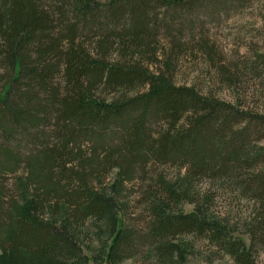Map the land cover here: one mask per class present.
<instances>
[{
  "label": "trees",
  "instance_id": "trees-1",
  "mask_svg": "<svg viewBox=\"0 0 264 264\" xmlns=\"http://www.w3.org/2000/svg\"><path fill=\"white\" fill-rule=\"evenodd\" d=\"M251 1L0 0V264H88L89 219L109 231L98 264H121L146 246L166 255L163 264H183L184 246L168 241L183 234L205 237L235 264H257L264 47L226 63L195 37L206 20ZM194 48L237 97L251 75L262 107L175 84L179 55ZM163 166L178 173L169 178ZM137 183L150 213L144 234L125 223L126 191ZM211 190L249 203L248 246L210 215ZM185 201L189 213L179 208Z\"/></svg>",
  "mask_w": 264,
  "mask_h": 264
},
{
  "label": "rangeland",
  "instance_id": "rangeland-1",
  "mask_svg": "<svg viewBox=\"0 0 264 264\" xmlns=\"http://www.w3.org/2000/svg\"><path fill=\"white\" fill-rule=\"evenodd\" d=\"M102 2L106 0H100ZM205 28L196 39H203L207 47L212 50L215 60H222L226 63H235L242 57L254 55L256 49L264 47V0H252L249 5L238 11H231L216 18V20H206ZM162 42L157 47L158 54H162L163 35L160 34ZM191 48V47H190ZM186 49L179 55L175 65L173 82L175 84L192 85L203 95L218 98L227 103L241 105L246 108L252 106L254 109L262 107V95L254 87V80L251 75H243L242 90L245 92L242 97L236 94L215 78L212 65L207 62L202 53L194 48ZM154 65L153 69H160L161 65ZM103 96H106L103 95ZM163 172L170 178L176 176V168L167 166L161 167ZM117 175L114 169L107 174L105 186L110 188ZM15 176L12 173L4 181L8 188H13ZM134 185V183H133ZM201 189H207L209 182L203 180L200 183ZM214 199L210 203V215L221 218L228 222L229 230L234 236L240 237L248 246L249 238L245 233L244 213L249 209V203L245 199H238L230 193L219 197V193L211 190ZM127 200L130 202L127 210L125 223L132 228L138 226L141 234L148 231L150 220L149 210L146 208L144 199L139 198L140 191L138 183L129 187L126 191ZM182 213H189L193 205L183 202L180 205ZM209 215V214H208ZM82 238L81 249L88 257V264H98L97 259L102 256L103 244L108 241L109 231L105 224H100L89 219L85 225ZM172 239V240H170ZM170 243L184 246L183 264H235V262L215 246L208 242L205 237L196 238L192 235L183 234L169 238ZM153 247L140 248L134 256L121 262V264H163L161 259H166V255L154 251ZM257 264H264V249H258L254 254Z\"/></svg>",
  "mask_w": 264,
  "mask_h": 264
}]
</instances>
